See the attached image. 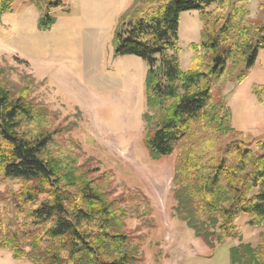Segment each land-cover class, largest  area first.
<instances>
[{
    "label": "trees",
    "instance_id": "16d2710c",
    "mask_svg": "<svg viewBox=\"0 0 264 264\" xmlns=\"http://www.w3.org/2000/svg\"><path fill=\"white\" fill-rule=\"evenodd\" d=\"M38 28L56 24L49 0ZM252 0H134L119 18L116 56H136L148 66L145 80L150 156L176 153L174 216L214 249L239 239L237 222L264 228V140L236 131L222 91L237 73L255 66L264 50V24L250 18ZM18 0H0L2 17ZM32 3L38 4V0ZM264 11V5L260 6ZM199 11L203 30L192 44L190 67L181 66L179 29L185 12ZM0 69V178L17 191L0 192V250L33 264H143V247L127 231L137 219L153 226L145 195L114 197V175L101 174L94 160L81 163L74 127L57 125L31 98L32 75L10 87ZM253 93L264 103V85ZM231 264H264V230L254 246L230 249Z\"/></svg>",
    "mask_w": 264,
    "mask_h": 264
},
{
    "label": "rangeland",
    "instance_id": "374dc122",
    "mask_svg": "<svg viewBox=\"0 0 264 264\" xmlns=\"http://www.w3.org/2000/svg\"><path fill=\"white\" fill-rule=\"evenodd\" d=\"M18 0L0 22V69L10 87L25 75L37 82L31 98L45 107L57 125L73 126L71 137L82 146L81 163L89 159L101 174L114 175V197L145 195L154 209L153 226L137 219L127 222L130 236L142 244L143 264H231L230 249L242 243L256 245L264 228L250 226L242 214L239 239H227L214 249L197 238L174 216L176 153L153 159L145 139L148 126L145 80L147 64L136 56H116L114 34L120 16L134 0H63L64 8H51L56 24L50 31L38 28L41 10L49 0ZM264 0H252L250 18L264 24ZM203 25L199 11L181 16L179 46L185 71L199 44ZM264 85V50L250 70L228 80L222 95L231 110L232 126L253 141L264 140V103L253 93ZM16 182L0 178V192L17 191ZM0 264H33L17 261L10 250H0Z\"/></svg>",
    "mask_w": 264,
    "mask_h": 264
}]
</instances>
